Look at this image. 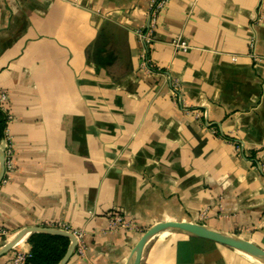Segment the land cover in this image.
Segmentation results:
<instances>
[{
    "label": "crops",
    "instance_id": "crops-1",
    "mask_svg": "<svg viewBox=\"0 0 264 264\" xmlns=\"http://www.w3.org/2000/svg\"><path fill=\"white\" fill-rule=\"evenodd\" d=\"M151 1L0 0V92L14 115L15 160L0 183L9 231L0 250L47 221L85 231V253L66 264H130L144 231L162 221L204 224L264 248V0H168L150 49L163 73L140 65L135 30ZM178 38L192 47L174 49ZM111 212L140 229H111ZM33 232L0 264H12L15 249L31 251ZM140 264L264 260L165 229Z\"/></svg>",
    "mask_w": 264,
    "mask_h": 264
},
{
    "label": "built area",
    "instance_id": "built-area-1",
    "mask_svg": "<svg viewBox=\"0 0 264 264\" xmlns=\"http://www.w3.org/2000/svg\"><path fill=\"white\" fill-rule=\"evenodd\" d=\"M168 0H152L148 12V22L146 25L135 30L136 35L138 36L140 43L142 45V54H141V67L144 71L151 73V72H165L163 67L157 65L150 56V49L152 43L154 41V31L156 25L158 23V17L161 10L165 7ZM261 20V17L258 18ZM174 49L176 50H188L192 47L186 40L178 38L172 42ZM255 46V39L252 38L250 42V47L254 49ZM255 55V54H253ZM172 87V94L174 99L177 101H181L182 93L181 87L178 80H171L170 81ZM0 109L4 112L6 116V129L5 135L3 140H5V145L3 147L5 152V172L4 177L2 179L3 182L8 181L14 170H15V160H14V143H13V135L9 131V125L14 119L13 113L10 111L8 106V94L6 91L0 92ZM187 111L194 113L196 117H200L202 112L197 109H188ZM214 132H217L214 126H212ZM234 142V141H233ZM236 147L239 149L240 145L236 142ZM48 227H55L60 228L63 230H67L72 232L77 238V246L76 250L80 254H84L86 251V243H85V231L83 229H77L69 225L65 222H57V221H47L45 224ZM109 226L111 229H120V228H127L132 230H139V225L132 219L127 218L121 213L118 212H111L109 213ZM9 231L0 225V236H8ZM31 251L15 249V252L12 256V264H27L28 259L31 257Z\"/></svg>",
    "mask_w": 264,
    "mask_h": 264
},
{
    "label": "water",
    "instance_id": "water-1",
    "mask_svg": "<svg viewBox=\"0 0 264 264\" xmlns=\"http://www.w3.org/2000/svg\"><path fill=\"white\" fill-rule=\"evenodd\" d=\"M4 172H5V152L4 149L0 146V183L2 182V179L4 177ZM165 229H177L196 237H201V238L213 240L218 243L226 244L241 251H244L254 257L264 260V248L255 244L249 239L240 237L236 234H230L196 222L162 221L154 224L146 231H144L138 243L136 244L132 262L130 264H140L143 250L148 240L156 233ZM28 231H41L47 233L61 234L68 236L71 239L70 245L65 255L57 264H66L73 255L74 251L76 250L78 241L76 236L72 232L55 227L32 226L21 231L12 241H10L3 249H1L0 255L10 251Z\"/></svg>",
    "mask_w": 264,
    "mask_h": 264
},
{
    "label": "trees",
    "instance_id": "trees-1",
    "mask_svg": "<svg viewBox=\"0 0 264 264\" xmlns=\"http://www.w3.org/2000/svg\"><path fill=\"white\" fill-rule=\"evenodd\" d=\"M7 121L0 109V142L5 135ZM31 257L27 264H57L65 255L71 239L68 236L34 231L30 237Z\"/></svg>",
    "mask_w": 264,
    "mask_h": 264
}]
</instances>
